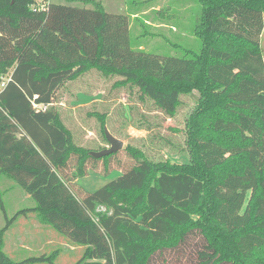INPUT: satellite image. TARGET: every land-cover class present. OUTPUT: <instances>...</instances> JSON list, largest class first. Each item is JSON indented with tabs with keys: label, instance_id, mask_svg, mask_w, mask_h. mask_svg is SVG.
Instances as JSON below:
<instances>
[{
	"label": "trees",
	"instance_id": "16d2710c",
	"mask_svg": "<svg viewBox=\"0 0 264 264\" xmlns=\"http://www.w3.org/2000/svg\"><path fill=\"white\" fill-rule=\"evenodd\" d=\"M197 1L202 49L176 58L135 50L128 16L94 1L90 9L0 0V177L34 200L21 213L38 214L83 249L75 264H150L193 232L206 242L205 264H264V0ZM91 70L119 78L117 88L137 90L171 118L180 97L196 92L188 162L153 163L127 147L134 166L76 194L75 180L88 169L105 173L114 154L91 157L52 105L66 82ZM6 229L0 264H56L53 254L11 259Z\"/></svg>",
	"mask_w": 264,
	"mask_h": 264
},
{
	"label": "rangeland",
	"instance_id": "374dc122",
	"mask_svg": "<svg viewBox=\"0 0 264 264\" xmlns=\"http://www.w3.org/2000/svg\"><path fill=\"white\" fill-rule=\"evenodd\" d=\"M88 1L101 4L109 13L128 16L135 50L142 46L148 54L188 58L189 51L198 53L202 49L201 40L195 35L201 14L197 0H50L54 4L91 9ZM261 48L264 58V33ZM118 80L91 70L75 81L66 82L56 94L52 107L72 132L76 145L93 151L109 148L105 129L124 143V148L107 162L105 173L101 168L88 169L87 176L75 180L77 184L71 186L78 195L82 191L78 186L94 193L134 166L136 161L125 151L127 147L141 151L153 163L168 160L184 163L190 158L188 122L197 106L198 94L182 95L171 118L150 100L141 101L137 90L117 88ZM93 113L105 116L106 125L102 126ZM112 160H116L115 165L120 163L119 167L112 164L115 167L112 169ZM69 172L72 177V171ZM35 206L34 200L15 181L5 175L0 177V230L7 227L5 253L16 262L53 254L56 264H75L83 249L43 224L38 214L21 213ZM205 245L201 234L193 232L178 248L157 253L150 264H205L199 256Z\"/></svg>",
	"mask_w": 264,
	"mask_h": 264
},
{
	"label": "water",
	"instance_id": "95a60500",
	"mask_svg": "<svg viewBox=\"0 0 264 264\" xmlns=\"http://www.w3.org/2000/svg\"><path fill=\"white\" fill-rule=\"evenodd\" d=\"M105 137L109 144V148L97 152L92 151L89 153L91 157L101 159L103 157L116 154L124 148V143L116 139L107 129H105Z\"/></svg>",
	"mask_w": 264,
	"mask_h": 264
},
{
	"label": "built area",
	"instance_id": "2783aa9c",
	"mask_svg": "<svg viewBox=\"0 0 264 264\" xmlns=\"http://www.w3.org/2000/svg\"><path fill=\"white\" fill-rule=\"evenodd\" d=\"M36 108H38V109H42V110H47L48 109V106H41V107H37V106H35ZM102 210H105V209H102Z\"/></svg>",
	"mask_w": 264,
	"mask_h": 264
},
{
	"label": "crops",
	"instance_id": "0c3cea01",
	"mask_svg": "<svg viewBox=\"0 0 264 264\" xmlns=\"http://www.w3.org/2000/svg\"><path fill=\"white\" fill-rule=\"evenodd\" d=\"M53 106V105H52Z\"/></svg>",
	"mask_w": 264,
	"mask_h": 264
}]
</instances>
